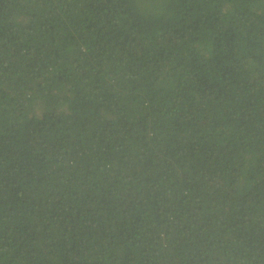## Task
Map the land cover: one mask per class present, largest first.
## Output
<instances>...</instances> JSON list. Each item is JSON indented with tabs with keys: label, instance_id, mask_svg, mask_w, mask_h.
<instances>
[{
	"label": "trees",
	"instance_id": "1",
	"mask_svg": "<svg viewBox=\"0 0 264 264\" xmlns=\"http://www.w3.org/2000/svg\"><path fill=\"white\" fill-rule=\"evenodd\" d=\"M0 264H264V0H0Z\"/></svg>",
	"mask_w": 264,
	"mask_h": 264
}]
</instances>
